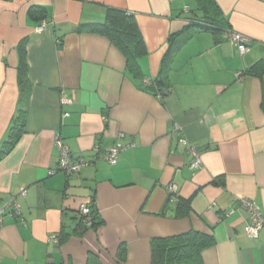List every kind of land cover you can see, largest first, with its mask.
Segmentation results:
<instances>
[{
	"label": "crops",
	"instance_id": "0c3cea01",
	"mask_svg": "<svg viewBox=\"0 0 264 264\" xmlns=\"http://www.w3.org/2000/svg\"><path fill=\"white\" fill-rule=\"evenodd\" d=\"M215 2L221 27L249 38L246 54L222 33L188 31L204 25L195 0H0V147L19 110L25 40L30 83L24 133L0 160V209L12 197L21 209L5 219L0 264H88L90 254L152 264L153 240L191 230L215 237L204 264H264V230L247 236L241 205L249 199L264 214V0ZM108 9L138 24L143 83L174 52L165 97L143 89L109 39L78 31L104 23ZM57 137L88 163L78 174L58 170ZM181 139L201 155L196 172ZM115 145L126 149L111 166L103 155ZM82 203L102 225H81Z\"/></svg>",
	"mask_w": 264,
	"mask_h": 264
},
{
	"label": "trees",
	"instance_id": "16d2710c",
	"mask_svg": "<svg viewBox=\"0 0 264 264\" xmlns=\"http://www.w3.org/2000/svg\"><path fill=\"white\" fill-rule=\"evenodd\" d=\"M195 1L198 11L202 13L201 21L204 25H193L188 31L203 29L212 32L217 37L221 33L223 35L228 32V29L221 27V24L225 23V18L215 0ZM34 12L42 14L45 11L42 8H37L31 11V13ZM78 31L80 33L84 31L98 33L109 39L123 54L127 62V70L135 79L143 84L145 91L161 98L171 92V86L164 72L168 61L174 57V52H169L165 58L161 73L155 79L151 80L149 84L143 83L144 76L140 59L146 55L147 51L143 36L133 15L117 9H108L104 23L83 25L78 28ZM189 37L183 34L180 38L181 42L183 43ZM26 43L27 41L25 40L19 45L20 61L18 75L21 87L19 110L13 119L7 139L0 147V160L14 149L25 129L30 95ZM222 183V180L214 181V184ZM175 197L179 198V196ZM182 203L187 205L186 214L188 215L191 210L190 201H182ZM92 216L93 221L91 227L97 228L103 224L96 211L93 210ZM81 225L87 228L82 222ZM215 245L216 240L213 235L195 230L175 237L155 239L152 242V264H204L203 253ZM88 264L101 263L96 255L90 254Z\"/></svg>",
	"mask_w": 264,
	"mask_h": 264
},
{
	"label": "built area",
	"instance_id": "2783aa9c",
	"mask_svg": "<svg viewBox=\"0 0 264 264\" xmlns=\"http://www.w3.org/2000/svg\"><path fill=\"white\" fill-rule=\"evenodd\" d=\"M224 35L241 54H246L249 52L250 40L248 37L232 30H228V32H226ZM174 130L175 132H181V128L178 125L174 126ZM180 141L181 145L186 150L187 155L190 157V169L196 172L201 168L202 165L201 155L198 149L186 139H181ZM57 144L61 148V158L58 165L59 171L64 172L67 175H74L78 174L83 167L88 165L84 159L77 160L72 158L70 151L65 145H63L59 137H57ZM125 149L126 148L121 145H115L107 150L103 156L111 166H116L120 162L122 153L125 151ZM169 191L171 195L179 196L177 186L171 185L169 187ZM21 194L26 195L27 189H21ZM241 205L242 208L248 213V224L245 227V232L248 237L257 239L264 230V214L262 213L261 209L249 199H242ZM92 212L93 210L89 203H82L79 207L81 222L87 228L91 227L92 225ZM20 215L21 209L15 197H12L0 209V233L7 217H17Z\"/></svg>",
	"mask_w": 264,
	"mask_h": 264
}]
</instances>
